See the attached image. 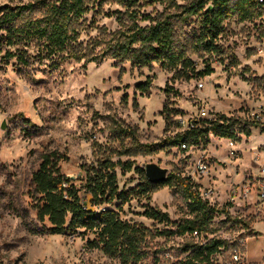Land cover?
<instances>
[{
    "label": "rangeland",
    "instance_id": "374dc122",
    "mask_svg": "<svg viewBox=\"0 0 264 264\" xmlns=\"http://www.w3.org/2000/svg\"><path fill=\"white\" fill-rule=\"evenodd\" d=\"M28 1L0 0V7ZM186 2L179 0L180 4ZM261 12L262 16L254 22H241L237 17L227 21L217 43L220 53L190 54L196 72L203 71L208 64L213 70L208 76L192 78H174V72L164 71L156 64L138 68L115 59L89 64L66 60L59 68L49 67L47 61L23 66L15 58L4 57L8 49L15 48L4 45V32L0 30V264H121L117 258L89 246L94 234L35 233L48 226L38 220L40 196L32 181L42 154L48 151L63 157L59 162L62 174L70 180L68 184L80 188L85 177L82 166L94 162L96 144L117 153L133 154L139 151L137 143L158 144L174 137L181 131L177 128L179 120H203L200 112L207 110L242 120L236 126V158L229 154L228 139L210 135L206 147L191 152L182 153L173 147L121 159L134 160L135 166L141 168L149 163L158 164L168 169V176H189L194 160L206 152L211 156L212 168L208 176L198 178L196 183L201 194L207 188L214 189L208 202L217 208L229 203L233 186L251 176H264V120H252V113L264 109V8ZM91 17L92 14L87 16L89 21ZM97 25H105L110 31L117 28L114 20L103 17H98ZM200 28L199 17L183 23L179 41L191 45L199 37ZM95 35V30L83 33L81 40ZM149 78V91H138L137 84ZM249 125L248 137L244 130ZM113 157L120 158L117 154ZM140 182L134 171L122 175L118 170L121 190L134 189ZM138 197L125 204L120 215L155 234L144 243L147 255L143 264H181L186 238L156 232L175 230L178 223L191 217L182 189L166 186ZM146 207L167 213L169 223L144 217ZM250 210H244L238 202L232 204L230 219L218 215L212 225L217 232L210 237L238 243L247 229L236 220L257 223ZM233 253H224L220 259L233 260Z\"/></svg>",
    "mask_w": 264,
    "mask_h": 264
},
{
    "label": "trees",
    "instance_id": "16d2710c",
    "mask_svg": "<svg viewBox=\"0 0 264 264\" xmlns=\"http://www.w3.org/2000/svg\"><path fill=\"white\" fill-rule=\"evenodd\" d=\"M107 5L117 8L106 10ZM261 8H264V0H237L234 3L231 0H187L185 4H180L179 0H30L1 6L0 30L4 32L1 37L4 45L15 48L13 51L8 49L4 57L7 60L15 58L23 66L47 61L49 67L59 68L66 60L89 64L115 59L130 62L138 68H151L156 64L164 71L174 72V78L205 77L213 73L210 64L196 72V63L188 56L200 51L211 55L220 53L217 43L225 31V23L235 17L241 22H254L262 16ZM89 14H92L90 21ZM98 17L114 20L117 28L110 31L105 25H97ZM194 17L200 19L199 37L193 39L191 45L183 44L179 41L181 26ZM92 30L96 35L82 41V34ZM151 81L149 78L138 83L137 90L141 93L149 91ZM216 116V120H194V128L180 131L158 144L137 143L139 151L133 154L117 153L96 144L94 162L82 166L85 177L80 188L68 184L70 180L59 166L63 157L58 152L42 154V162L32 181L40 196L38 220L48 226L35 233L94 234L95 238L88 241L91 248L117 258L121 264H143L147 255L144 243L147 237L154 238L155 234L145 226L124 220L120 212L134 197L150 195L161 187L178 186L191 217L178 223L175 230L156 233L186 238L181 264H243L233 262L231 258L220 259L224 253L236 250L242 253L239 242L210 237L217 232L212 225L218 215L230 219L231 204L222 208L211 205L202 197L199 185L181 174L171 173L165 182L152 184L144 169L135 166L134 160L121 159L139 152L154 153L178 147L181 143L206 147L210 135L237 140L236 126L242 120ZM169 119L166 116L165 120ZM177 124L180 128V123ZM250 126L244 130L248 137ZM115 154L120 158L114 160ZM118 170L122 175L134 171L141 178L140 184L134 189L121 190ZM142 215L154 222L169 223L167 213L151 207H146ZM236 223L247 230L252 226L243 218Z\"/></svg>",
    "mask_w": 264,
    "mask_h": 264
},
{
    "label": "built area",
    "instance_id": "2783aa9c",
    "mask_svg": "<svg viewBox=\"0 0 264 264\" xmlns=\"http://www.w3.org/2000/svg\"><path fill=\"white\" fill-rule=\"evenodd\" d=\"M259 2H263V0H259ZM200 87H203V84H200ZM202 119L208 120H216L217 114L202 110L201 112ZM264 109L259 112L252 113L253 122H262L264 120ZM240 119V118H239ZM181 131L189 130L195 127L193 122L179 120ZM236 136L239 135L236 129ZM213 136V135H212ZM220 139V138H219ZM222 140V139H220ZM228 151L231 157L234 159L237 156V152L235 150V142L237 140L228 139ZM180 152L186 153L191 152L193 150L202 149L203 146H187L186 143H181L178 147H176ZM211 156H208L206 152H203L199 155V158L194 160V169L193 172L188 176L194 182L198 181V178H203L208 176L211 171ZM264 173V169L262 170ZM67 187V184H64ZM214 196V189L207 188L202 193V197L206 200L211 199ZM244 210H250V214L255 218V222H264V176L256 177L251 176L245 179L241 184L233 186L229 192V204L237 203ZM197 235V233H195ZM233 262H242L241 252L236 250L233 254Z\"/></svg>",
    "mask_w": 264,
    "mask_h": 264
},
{
    "label": "crops",
    "instance_id": "0c3cea01",
    "mask_svg": "<svg viewBox=\"0 0 264 264\" xmlns=\"http://www.w3.org/2000/svg\"><path fill=\"white\" fill-rule=\"evenodd\" d=\"M242 235L239 240L242 263L264 264V222L254 223Z\"/></svg>",
    "mask_w": 264,
    "mask_h": 264
},
{
    "label": "water",
    "instance_id": "95a60500",
    "mask_svg": "<svg viewBox=\"0 0 264 264\" xmlns=\"http://www.w3.org/2000/svg\"><path fill=\"white\" fill-rule=\"evenodd\" d=\"M2 128H5V124H2ZM147 180L152 184H160L167 180L168 169L160 167L158 164L149 163L143 167Z\"/></svg>",
    "mask_w": 264,
    "mask_h": 264
}]
</instances>
